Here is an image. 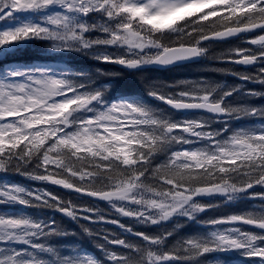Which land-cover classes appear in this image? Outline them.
Segmentation results:
<instances>
[{"label":"clouds","instance_id":"1","mask_svg":"<svg viewBox=\"0 0 264 264\" xmlns=\"http://www.w3.org/2000/svg\"><path fill=\"white\" fill-rule=\"evenodd\" d=\"M163 2L0 0V264H264V0Z\"/></svg>","mask_w":264,"mask_h":264},{"label":"trees","instance_id":"2","mask_svg":"<svg viewBox=\"0 0 264 264\" xmlns=\"http://www.w3.org/2000/svg\"><path fill=\"white\" fill-rule=\"evenodd\" d=\"M33 48L39 49V45L37 44L35 46H29L19 55L12 56V59L23 60V61L38 60V58H41L42 55H40L38 51L33 50ZM70 61L73 64L81 65L84 67H90V65H91L90 61H88L86 59H82V58L77 57V56H71ZM156 74L163 76L165 79H171L173 76H194V75H197V73H194L191 70V66H185L183 71H179V72H175V73H156ZM117 85H118V90L122 91V92H129L130 93V92L140 91L139 85L137 84L135 79H133L131 76L126 77L123 80H118ZM197 230H199V226H197L195 224H191V223L183 229V231L187 232V233H191V232H194Z\"/></svg>","mask_w":264,"mask_h":264},{"label":"snow or ice","instance_id":"3","mask_svg":"<svg viewBox=\"0 0 264 264\" xmlns=\"http://www.w3.org/2000/svg\"><path fill=\"white\" fill-rule=\"evenodd\" d=\"M162 8L167 9V8H174L175 11L172 12L168 17L165 19L167 22H172L175 19H180L182 16H190L193 14V12H198L200 11V7L196 5H187L184 7H179L175 5L174 3H170L169 0H164L162 3Z\"/></svg>","mask_w":264,"mask_h":264}]
</instances>
